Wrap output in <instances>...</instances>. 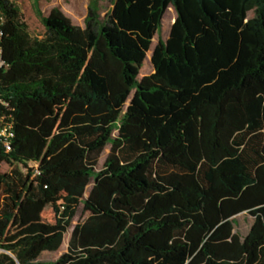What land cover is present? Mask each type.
<instances>
[{
  "label": "trees",
  "instance_id": "1",
  "mask_svg": "<svg viewBox=\"0 0 264 264\" xmlns=\"http://www.w3.org/2000/svg\"><path fill=\"white\" fill-rule=\"evenodd\" d=\"M41 23L31 36L0 0V125L13 134L0 264H264V0H111L84 28L58 8ZM80 204L67 251L39 261Z\"/></svg>",
  "mask_w": 264,
  "mask_h": 264
},
{
  "label": "rangeland",
  "instance_id": "2",
  "mask_svg": "<svg viewBox=\"0 0 264 264\" xmlns=\"http://www.w3.org/2000/svg\"><path fill=\"white\" fill-rule=\"evenodd\" d=\"M14 5L18 8L19 14L21 16V20L27 27L28 33L37 38H41L44 36L45 30L41 23V16H45L52 8H58L62 11V13L68 17L71 23L80 28H84V21L86 16L88 15L89 7L97 10L99 18H103L106 11L109 9L111 0H11ZM174 12V13H173ZM253 16L252 12L247 14V18ZM176 12L172 7H168L162 20L160 26L158 27L149 51L146 53V57L142 62L139 68V77L149 75L153 72V67L150 63L151 51L158 41L165 42L168 33H169V25L171 26V19L175 20ZM174 22V21H173ZM133 95V91L130 92L128 96L127 103L131 99ZM109 152V145L105 147L98 158L96 169L99 170L102 168L103 162ZM32 164H30L31 166ZM18 169L24 174L26 170L21 166ZM91 186L88 185L87 189ZM86 218V214L83 212L82 204H80L77 208L75 216L73 217L70 227L67 229V232L64 235L63 242L56 252H45L42 253L38 260L43 262H55L63 253L67 251V245L70 238L72 227L81 223ZM251 225V219L246 215H239L235 219L234 232L238 234L240 237H244L248 232V229Z\"/></svg>",
  "mask_w": 264,
  "mask_h": 264
},
{
  "label": "built area",
  "instance_id": "3",
  "mask_svg": "<svg viewBox=\"0 0 264 264\" xmlns=\"http://www.w3.org/2000/svg\"><path fill=\"white\" fill-rule=\"evenodd\" d=\"M3 66V62L0 59V68ZM13 137L10 131V127L7 125H0V143L7 147L8 140Z\"/></svg>",
  "mask_w": 264,
  "mask_h": 264
}]
</instances>
